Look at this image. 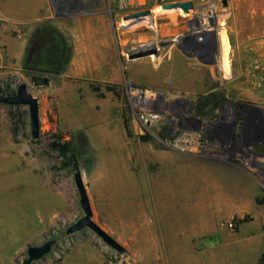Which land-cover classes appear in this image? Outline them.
Returning <instances> with one entry per match:
<instances>
[{
	"label": "rangeland",
	"instance_id": "374dc122",
	"mask_svg": "<svg viewBox=\"0 0 264 264\" xmlns=\"http://www.w3.org/2000/svg\"><path fill=\"white\" fill-rule=\"evenodd\" d=\"M160 5L151 8L153 24L145 18L124 30L134 22L122 15L140 8L127 0H0V89L16 91L24 83L39 104L37 139L27 107L0 104V264H23L28 247L50 239L56 241L51 252L31 264L258 263L264 114L247 113L240 92L226 85L230 46L224 66L219 39L220 29L229 32L226 8L208 44L191 48L178 40L189 24L195 27L193 10L186 15ZM174 11L177 17H157ZM86 13L108 18L116 43L126 40L125 59L150 49L156 54L144 58L168 52V86L145 89L127 81L111 92L66 78L72 24ZM51 32L63 40L62 67L58 76L44 77L49 85L35 86L19 47L31 48ZM213 98L220 100L215 108L207 104ZM56 139L70 146L75 168H62L65 160L49 147ZM76 170L92 220L123 252L88 229L66 234L83 215ZM186 214L195 226H179Z\"/></svg>",
	"mask_w": 264,
	"mask_h": 264
},
{
	"label": "crops",
	"instance_id": "0c3cea01",
	"mask_svg": "<svg viewBox=\"0 0 264 264\" xmlns=\"http://www.w3.org/2000/svg\"><path fill=\"white\" fill-rule=\"evenodd\" d=\"M127 1L139 6L137 11L151 9L158 4V0ZM182 1L194 3L189 18L204 6L201 2L197 5L196 0H163L164 4ZM177 14H160L157 17H177ZM226 14L229 19L228 35L223 29L219 31L224 66L228 64L230 46L231 60L229 67L224 68V73H227L226 85L240 92L239 100L248 104L247 113L264 114V0H227ZM151 21L153 24V15ZM136 23L120 28L132 29L139 25ZM70 37L71 54L64 70V76L70 80L117 86L128 81L131 85L145 89H164L169 84L168 52H161L154 59H125L124 51L120 49H123L126 40H118L117 37L116 43L110 22L102 14L86 13L76 17Z\"/></svg>",
	"mask_w": 264,
	"mask_h": 264
},
{
	"label": "water",
	"instance_id": "95a60500",
	"mask_svg": "<svg viewBox=\"0 0 264 264\" xmlns=\"http://www.w3.org/2000/svg\"><path fill=\"white\" fill-rule=\"evenodd\" d=\"M222 6L226 8L227 0L222 1ZM162 10H181L183 14L188 15L190 11L193 10V3L191 1L173 2L160 5ZM152 10L145 9L137 12L128 13L122 16L123 21L138 22L144 20L145 18H152ZM169 42L167 44H172ZM29 47L26 43H22L19 47L21 53H27ZM156 50H144L133 54H127L129 60L144 58L150 55H155ZM0 104H5L8 106H25L28 109L29 124L31 130V136L33 139L39 137V104L38 100L28 93L26 84L20 83L17 87L16 93L13 96L5 97L0 99ZM262 151V148H258ZM74 184L79 196V204L82 210V217L78 219L74 224L70 225L66 234H75L81 230L88 229L95 236H97L101 241L117 253L123 252V247L115 241L108 233H106L102 228H100L92 220V210L89 203L88 195L86 192L85 185L82 180V176L78 170L73 175ZM55 240L51 239L46 241L40 246H30L26 250L27 258L23 264H31L34 261L42 259L45 255L51 252L52 247L55 245Z\"/></svg>",
	"mask_w": 264,
	"mask_h": 264
},
{
	"label": "flooded vegetation",
	"instance_id": "af4514ba",
	"mask_svg": "<svg viewBox=\"0 0 264 264\" xmlns=\"http://www.w3.org/2000/svg\"><path fill=\"white\" fill-rule=\"evenodd\" d=\"M158 3L161 5L164 4L163 0H159ZM145 9L147 8H143L142 10ZM132 12H137V10L126 12L122 16ZM63 52V40L57 32H51L49 36L45 35L43 38H39V40L37 39L34 45L28 49L26 59L28 67L26 68L27 70L32 71L31 82L35 86L41 84L49 85L50 82L44 78L45 76L59 75L60 68L62 67L61 56ZM219 101V99L214 98L210 100L213 108L218 105Z\"/></svg>",
	"mask_w": 264,
	"mask_h": 264
},
{
	"label": "built area",
	"instance_id": "2783aa9c",
	"mask_svg": "<svg viewBox=\"0 0 264 264\" xmlns=\"http://www.w3.org/2000/svg\"><path fill=\"white\" fill-rule=\"evenodd\" d=\"M205 10L194 13L193 21L195 27L188 26L185 36L179 37V46H189L191 48H203L208 44L212 32H214L224 22L223 0H204Z\"/></svg>",
	"mask_w": 264,
	"mask_h": 264
},
{
	"label": "trees",
	"instance_id": "16d2710c",
	"mask_svg": "<svg viewBox=\"0 0 264 264\" xmlns=\"http://www.w3.org/2000/svg\"><path fill=\"white\" fill-rule=\"evenodd\" d=\"M70 54H71V41H70L69 46H68V58H67L65 68L67 66ZM65 68H64V70H65ZM88 83L90 85L103 84L111 92L114 91L116 88H118V86L115 84H107V83H99V82H88ZM93 90H97V89L93 88ZM15 93H16L15 90L12 91L8 88H5L4 90L0 89V99L5 98V97H9V96H13ZM208 103H211L210 100L207 101V104ZM126 130L128 132V127H126ZM128 134H129V132H128ZM49 147L52 151L57 153L58 158L65 160V163L62 164L63 169L76 167L75 157L73 155L69 156V154L71 152V148L67 143H63L60 140L56 139ZM255 201L257 204L262 205L264 207V196L256 198ZM263 224H264V218H263ZM257 264H264V252L261 254Z\"/></svg>",
	"mask_w": 264,
	"mask_h": 264
},
{
	"label": "bare ground",
	"instance_id": "6f19581e",
	"mask_svg": "<svg viewBox=\"0 0 264 264\" xmlns=\"http://www.w3.org/2000/svg\"><path fill=\"white\" fill-rule=\"evenodd\" d=\"M220 30H221V29H220ZM186 202H188V201H186ZM190 202H191V201H190ZM183 204H184V203H183ZM183 204H182V205H183ZM190 204H192V203H190ZM194 204H195V202H194ZM196 204H197V203H196ZM184 205H185V204H184ZM188 205H189V202H188ZM188 205H187V206H188ZM185 206H186V205H185ZM189 206H190V205H189ZM188 208H189V207H188ZM194 208H196V206H195ZM182 209H184V208H182ZM190 209H191V208H190ZM190 209H189V210H190ZM184 210H185V209H184ZM189 210H187V211L189 212ZM191 210H192V209H191ZM191 210H190V211H191ZM182 212H183V211H182ZM192 215H193V214H192ZM194 215H195V214H194ZM181 216H182V215H181ZM182 217H183V216H182ZM184 217H188V218H184V219L182 218V219H181V221H180L181 223H179V224H180V225H179L180 227H182V226L186 227L187 225H192V226L194 225L195 221H194L193 219H191V217H190L189 215L186 214ZM199 217H201V216H199ZM195 219H196V218H195ZM201 219L203 220L202 217H201ZM209 220H210V219H209ZM196 221H197V220H196ZM204 222H205V218H204ZM212 222H213V221H212ZM199 223H200V222H199ZM210 223H211V222H210ZM185 225H186V226H185ZM194 226H195V225H194ZM197 227H198V226H197ZM202 227H204V226H202ZM192 230H193V229H192Z\"/></svg>",
	"mask_w": 264,
	"mask_h": 264
}]
</instances>
